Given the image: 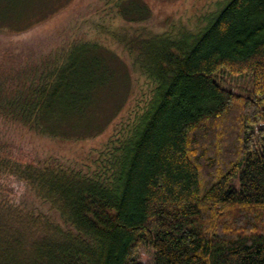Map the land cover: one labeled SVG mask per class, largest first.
Masks as SVG:
<instances>
[{"label": "trees", "instance_id": "1", "mask_svg": "<svg viewBox=\"0 0 264 264\" xmlns=\"http://www.w3.org/2000/svg\"><path fill=\"white\" fill-rule=\"evenodd\" d=\"M53 1L0 0V31L46 20ZM115 10L126 25L113 38L130 62L76 41L0 83L2 117L60 141L100 136L138 77L149 88L92 166L0 144V177L60 221L0 195V264H144L141 245L152 264H264V0H223L197 27L163 32L146 0ZM221 73L250 76L249 95L222 86Z\"/></svg>", "mask_w": 264, "mask_h": 264}, {"label": "rangeland", "instance_id": "2", "mask_svg": "<svg viewBox=\"0 0 264 264\" xmlns=\"http://www.w3.org/2000/svg\"><path fill=\"white\" fill-rule=\"evenodd\" d=\"M117 1L119 0H54L52 4L58 7L57 11L51 12L46 20L31 18L24 20L26 27H23V24L17 28L12 25L0 31V83L14 79L19 72L18 69L26 68L32 62H39L43 57L60 53L76 41L99 43L114 51L126 62H130L128 55L113 38L114 34L121 33L120 30L126 25V22L116 14ZM146 1L152 11L149 25L154 31L162 32L169 30L174 24L176 27L182 25L197 27L199 18L215 10L221 1L223 2V0ZM118 78L119 74L116 79ZM218 80L222 86L245 96L249 95L252 86L248 75L234 76L221 73ZM148 89L147 81L143 77H138L136 93L129 99L127 107L98 137L84 141H60L35 136L19 124L7 121L0 115V144L18 147L26 157L36 160L48 161L52 158L60 164L78 168L92 166L107 149L110 140L123 128L121 126L128 121L130 114L145 100ZM0 195L3 203H9L24 213L43 214L57 223L60 222L54 212L36 200L23 182L11 176L0 177ZM153 255L154 251L150 245H141L138 248V259L144 264H152Z\"/></svg>", "mask_w": 264, "mask_h": 264}]
</instances>
